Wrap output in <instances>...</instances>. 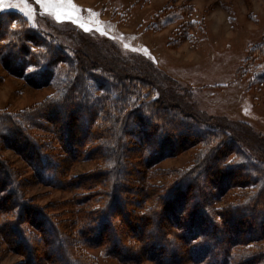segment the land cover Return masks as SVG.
Masks as SVG:
<instances>
[{
  "label": "trees",
  "instance_id": "trees-1",
  "mask_svg": "<svg viewBox=\"0 0 264 264\" xmlns=\"http://www.w3.org/2000/svg\"><path fill=\"white\" fill-rule=\"evenodd\" d=\"M96 62L32 28L19 12L0 13L6 70L34 87L64 70L54 95L20 112L0 111V145L14 149L40 181L78 190L68 202L78 206L70 210L74 219L58 220L25 197V182L0 156V238L8 249L21 264H97L85 251L91 248L124 264H264V144L254 151L232 122L186 109L180 96L167 103L155 96L151 64L128 71ZM253 62L264 63V40L242 69ZM255 78L264 80V67ZM34 130L50 132L54 146ZM189 147L197 155L186 169L146 172L131 161L149 168ZM83 160L97 164L67 174ZM234 187L250 189L214 206Z\"/></svg>",
  "mask_w": 264,
  "mask_h": 264
},
{
  "label": "rangeland",
  "instance_id": "rangeland-1",
  "mask_svg": "<svg viewBox=\"0 0 264 264\" xmlns=\"http://www.w3.org/2000/svg\"><path fill=\"white\" fill-rule=\"evenodd\" d=\"M5 10L19 12L29 26L56 37L69 51L79 49L90 61L128 71L151 64L155 96L168 102L169 97L180 96L186 109L232 122L233 130L254 151L264 144V80L255 78L264 63L242 69L250 50L264 40V0H0V13ZM63 72L57 67L49 83L34 87L0 63V111L12 114L43 102L62 88ZM183 92L188 95L182 97ZM32 132L42 136L46 146H54L50 132ZM3 145L0 156L25 182V197L48 206L58 220L74 219L70 210L78 206L68 202L78 190L40 181L14 149ZM196 155L197 148L189 147L149 168L138 157L131 161L146 172L186 169ZM96 164L75 162L67 174L87 172ZM165 180L161 177L153 183ZM249 189L230 188L214 206L232 204ZM258 244L264 248V238ZM85 251L97 264H124L104 257L98 248ZM22 258L0 238V264H21Z\"/></svg>",
  "mask_w": 264,
  "mask_h": 264
}]
</instances>
